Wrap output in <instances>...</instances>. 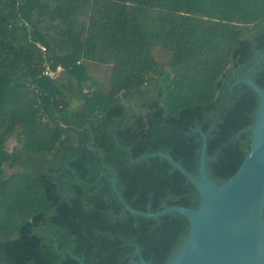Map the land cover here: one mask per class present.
Returning <instances> with one entry per match:
<instances>
[{"label":"trees","instance_id":"trees-1","mask_svg":"<svg viewBox=\"0 0 264 264\" xmlns=\"http://www.w3.org/2000/svg\"><path fill=\"white\" fill-rule=\"evenodd\" d=\"M248 76L264 90V0H0V264H166L188 220L123 211L105 167L136 211L196 210L166 160L130 158L197 175L203 133L209 177L228 180L259 104L231 88Z\"/></svg>","mask_w":264,"mask_h":264},{"label":"water","instance_id":"water-1","mask_svg":"<svg viewBox=\"0 0 264 264\" xmlns=\"http://www.w3.org/2000/svg\"><path fill=\"white\" fill-rule=\"evenodd\" d=\"M237 84L249 87L257 95L259 104L255 120L249 126V150L236 173L228 180L217 184L209 177L206 135L203 133L197 175L190 174L166 153H149L135 160L130 158L133 162L154 157L166 160L197 190L200 202L196 210L170 206L157 213L136 211L121 196L113 171L105 167L111 174L110 183L123 211L149 219L177 213L188 220V234L166 264H264V90L250 76L238 79L231 88ZM88 147L96 150L90 145ZM99 155L103 157L100 151ZM104 175L100 174L98 180ZM69 255L79 264H85L82 259ZM138 263L150 264L140 256Z\"/></svg>","mask_w":264,"mask_h":264},{"label":"built area","instance_id":"built-area-1","mask_svg":"<svg viewBox=\"0 0 264 264\" xmlns=\"http://www.w3.org/2000/svg\"><path fill=\"white\" fill-rule=\"evenodd\" d=\"M37 47L43 52H46V48L41 44H36ZM63 71V68L61 66H57L55 69L50 68L49 66H46L45 69L42 72V76L49 78L50 80H56L61 72Z\"/></svg>","mask_w":264,"mask_h":264},{"label":"rangeland","instance_id":"rangeland-1","mask_svg":"<svg viewBox=\"0 0 264 264\" xmlns=\"http://www.w3.org/2000/svg\"><path fill=\"white\" fill-rule=\"evenodd\" d=\"M157 58L160 61L166 60V56H164L162 53L158 54ZM106 74H107V69L104 67H101V68L95 70L94 72H92V76L95 80L103 79V76ZM14 144H15V139H11L8 143V148L10 149L12 146H14ZM8 172H10V171H8Z\"/></svg>","mask_w":264,"mask_h":264}]
</instances>
